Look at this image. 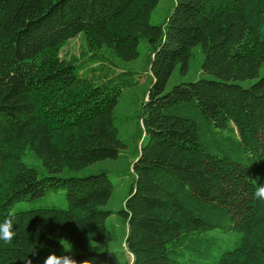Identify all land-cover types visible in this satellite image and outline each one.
<instances>
[{"label": "trees", "instance_id": "16d2710c", "mask_svg": "<svg viewBox=\"0 0 264 264\" xmlns=\"http://www.w3.org/2000/svg\"><path fill=\"white\" fill-rule=\"evenodd\" d=\"M160 2L0 0V225L16 216L0 264H25L28 244L31 264L50 254L51 264H264V201L254 195L264 183V0H174L154 24ZM81 32L93 57L108 48L131 61L142 39L153 47L134 180L116 212L109 173L76 172L132 149L116 112L132 84L122 75L135 72L113 74L112 62L83 70L61 56ZM197 46L202 77L168 88ZM61 187L66 207L12 210ZM115 213L128 250L101 247Z\"/></svg>", "mask_w": 264, "mask_h": 264}, {"label": "rangeland", "instance_id": "374dc122", "mask_svg": "<svg viewBox=\"0 0 264 264\" xmlns=\"http://www.w3.org/2000/svg\"><path fill=\"white\" fill-rule=\"evenodd\" d=\"M173 5L174 0H161L153 13L152 22L154 24H162L171 12ZM139 51V57L131 61L120 60L110 53L108 48L98 50V52H96V56L93 57L92 54H94V51L92 52L88 50L86 37L83 32L68 39L61 48V56H64L67 59L76 57V62L83 70L86 67L96 66V64L105 62H109L110 64L112 62V66H114L115 69L113 74H119L127 71L135 72L133 77H131L128 73L122 75V77L129 76L130 79L125 83L131 82L132 84L127 85L124 83L125 85H123L122 94L120 96L116 112L118 117L124 119V123L122 124L124 125V133L131 140L132 144H130V146L132 149H128L124 154L122 152L123 155H120L117 158L97 161L79 172H76L79 176L101 172L109 173L115 185V189L107 207L113 209L115 212L122 208L124 205V199L129 194L131 183L134 180V174L132 173V166L130 162L134 161V153L141 144L144 135L141 112L143 102L148 99V90L151 82L150 75L152 74L150 70V63L153 55V47L147 39H142L139 45ZM203 59L204 53L202 47L197 46L193 48L190 68L184 73L181 71L180 67H178L169 81L168 88H172L175 84L183 81H195L202 77ZM99 73L96 74V78L99 77ZM24 160L29 164L39 166L42 171L46 172L41 160L32 152H27ZM68 173L71 174L70 171ZM36 205H56L66 207L67 199L65 189L62 187L58 189H50L46 194L37 199L19 201L13 205L12 210H26ZM110 223L111 230L114 233V239L107 241V243L101 247L104 249H113L118 251L128 250L125 243V238L128 233L127 222L120 216V214L118 215L115 213L111 216ZM214 233L219 235L222 239L228 238L227 235L217 231ZM61 249L64 253L70 252L69 244H63ZM128 261L129 263L132 261V259L130 260V256L127 259V262Z\"/></svg>", "mask_w": 264, "mask_h": 264}, {"label": "clouds", "instance_id": "9594fccd", "mask_svg": "<svg viewBox=\"0 0 264 264\" xmlns=\"http://www.w3.org/2000/svg\"><path fill=\"white\" fill-rule=\"evenodd\" d=\"M255 197L264 201V183H261L256 189L254 193ZM9 218L6 219L3 225H0V243L2 244H10L16 237V233L13 230V221L16 220V216L14 213L10 212ZM36 254L35 245H25L22 249V254L20 255V259L25 261V264H31V256ZM54 254H50L44 261V264H51ZM57 258H61V256H57ZM62 258L68 259L71 262V258L68 256H63Z\"/></svg>", "mask_w": 264, "mask_h": 264}]
</instances>
